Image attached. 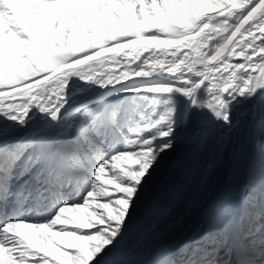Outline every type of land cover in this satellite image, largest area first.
Returning a JSON list of instances; mask_svg holds the SVG:
<instances>
[{
    "label": "snow or ice",
    "instance_id": "1",
    "mask_svg": "<svg viewBox=\"0 0 264 264\" xmlns=\"http://www.w3.org/2000/svg\"><path fill=\"white\" fill-rule=\"evenodd\" d=\"M246 104L264 133V0H0V264H128L121 241L185 126L231 132ZM259 161L246 222L206 210L239 233V264H264ZM183 254L161 243L149 264Z\"/></svg>",
    "mask_w": 264,
    "mask_h": 264
},
{
    "label": "bare ground",
    "instance_id": "2",
    "mask_svg": "<svg viewBox=\"0 0 264 264\" xmlns=\"http://www.w3.org/2000/svg\"><path fill=\"white\" fill-rule=\"evenodd\" d=\"M127 67V64L106 63L98 74H120ZM210 99L211 94H206V100ZM232 118L235 127L231 132L206 122L185 130L173 171L167 180L155 177L149 184L121 241L128 264H149L150 253L160 241L173 238L175 245L202 232L207 215L201 202L208 188L230 187L238 196L248 191L243 170L252 151L260 154L264 147V133L259 130L262 114L255 106L246 104L234 109ZM46 131L54 134L52 129ZM188 165L194 167L195 177L188 173L186 177L183 169ZM92 209L94 206L88 210ZM129 233L133 234L132 239L125 240Z\"/></svg>",
    "mask_w": 264,
    "mask_h": 264
},
{
    "label": "rangeland",
    "instance_id": "3",
    "mask_svg": "<svg viewBox=\"0 0 264 264\" xmlns=\"http://www.w3.org/2000/svg\"><path fill=\"white\" fill-rule=\"evenodd\" d=\"M210 102H212V99H210V100H206V103H210ZM143 119L144 120H148V119H150V117H143ZM199 124V123H198ZM187 129V126H185V129H184V131L181 133V136L179 137V141H180V139L182 138V136H183V134H184V132H185V130ZM151 130V129H150ZM143 135H147V133H142ZM129 135H131V136H135V133H130ZM178 147H179V145H178ZM177 147V148H178ZM176 148V150L175 151H173V152H170L167 156H165V158L160 162V166H159V168L156 170V172L154 173V176H153V179L155 178V177H162V179L164 180H167V178L170 176V171L172 172L173 171V168L175 167V158H176V156H177V154H178V149ZM128 165H127V162H117V168L115 169V171L116 172H119V169L121 168V167H127ZM186 169V170H185ZM179 171V168H177L176 169V171L174 172L175 173V175L177 174V172ZM183 171H185L186 172V177H187V173H188V176H192V177H195L196 175H197V173L195 172V169H194V167H191V166H187L186 168H184L183 169ZM183 177V176H182ZM182 177H179V178H182ZM109 178H113L112 177V174L111 173H107L106 174V176H104V177H102L101 178V181H100V183L101 184H105V181L107 180V179H109ZM187 179V178H186ZM114 187V185H108V184H105V189L106 190H109V189H112ZM147 193V189H146V192H145V194ZM244 195V194H243ZM242 195V196H243ZM98 199V201H100V202H103V200H105L106 199V197H98L97 198ZM250 200H253V198L252 197H248V201H250ZM183 205V204H182ZM182 205H181V207H182ZM92 206H94V208L97 210V211H103V213L104 214H106V212H107V210L106 209H100V207H99V204L98 203H96V202H92V204H91V207ZM89 211V210H88ZM72 215H73V213H68V216H69V219L71 220V218H72ZM72 225H71V223L68 225V227H71ZM129 236H127L128 238H126L125 240H131L132 238L131 237H133V234L132 233H129L128 234ZM187 238H189V236L187 237ZM186 240V239H185Z\"/></svg>",
    "mask_w": 264,
    "mask_h": 264
}]
</instances>
